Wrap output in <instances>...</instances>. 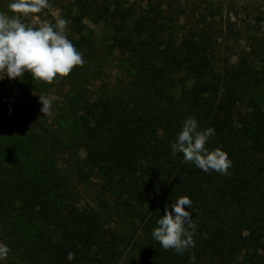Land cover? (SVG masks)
<instances>
[{
    "label": "rangeland",
    "instance_id": "374dc122",
    "mask_svg": "<svg viewBox=\"0 0 264 264\" xmlns=\"http://www.w3.org/2000/svg\"><path fill=\"white\" fill-rule=\"evenodd\" d=\"M11 2L0 0V12L12 15L8 10ZM49 3L50 8L21 17L22 21L38 27L43 21L55 24L57 17L66 19L67 37L83 54L85 63L52 84L38 82L29 73L16 80L0 74V131H5L7 137L14 130L29 135L35 132L44 139L45 152L40 159L53 161L60 195L73 202L76 211L85 208L98 213L110 230L106 243L113 246L112 254L103 264H126L133 260L137 241L142 238L139 233L145 210L142 207L139 211L134 202V208L128 210L125 194L114 196L110 186L101 180V172L99 177L84 182L76 180L74 164L85 157V132L93 126L97 115L96 112L85 114L86 105H95L101 99L121 104L124 109L120 115H129L128 131L146 130L145 117L147 122L159 121V117L144 111L143 105L147 106L144 92L152 107L157 108L159 103L173 107L175 114L168 121L172 131H181L188 117L195 118L187 105L198 96L230 104L239 116L248 112L261 116L264 113V0H125L115 10L114 18L97 8L98 0H49ZM120 19H126L127 30L134 37L135 48L130 54L110 40L113 25ZM196 46L210 60L203 85L198 88L194 87L197 78L188 62L182 61ZM173 55L180 56L182 62ZM215 83H221L216 97L210 90ZM226 83L232 87L229 94L225 93ZM40 96L52 100V115L42 114ZM241 103L246 104L240 106ZM258 119L249 121L253 124ZM252 124L237 126L238 131H251ZM254 129L258 131L256 124ZM165 131L162 124L156 128L159 140L164 142ZM137 135L141 137L142 133ZM0 164L4 165L1 157ZM144 180L149 184L148 191L160 194L148 176ZM1 224L0 221V243L11 249V234H6ZM47 231L55 241L52 231ZM242 235L241 239H247L249 230L245 229ZM240 238L228 245L227 264L229 261L230 264L231 261L232 264L264 263V248H250ZM100 252L102 246H91L88 257L97 254V259L104 262ZM0 264L25 263L11 250Z\"/></svg>",
    "mask_w": 264,
    "mask_h": 264
},
{
    "label": "trees",
    "instance_id": "16d2710c",
    "mask_svg": "<svg viewBox=\"0 0 264 264\" xmlns=\"http://www.w3.org/2000/svg\"><path fill=\"white\" fill-rule=\"evenodd\" d=\"M124 2L98 0L97 8L114 18L115 10ZM127 27L126 19H120L113 25L110 40L130 54L135 43ZM198 47L192 48L187 58L182 60L188 62L197 78L194 83L197 88L203 85L202 79L210 63ZM173 58L181 61L180 56L173 55ZM220 84L210 87L215 97L221 90ZM230 85L226 83L225 93L231 92ZM144 95L146 114L159 117V121L148 122L145 117L144 131H128L129 115H120L124 107L115 101L101 99L95 105H86L85 114L96 112L97 115L93 126L85 132V157L77 159L74 164L77 181L99 177L101 172V180L110 186L114 196L125 194L128 210L134 208L133 202L139 206V211L142 207L145 210L141 219L142 222L145 220L139 233L142 238L137 241L133 260L126 264H192V255L195 256V264H227L228 245L237 242L245 229L249 230V237L248 240L240 238L241 242L249 244L248 247L264 248V113L259 116L248 112L239 116L230 104L216 103L215 98L198 96L189 101L187 106L195 116L198 128L215 129L206 147L209 150L220 148L232 161L228 175H222L215 171L204 172L194 164L184 163L182 153L172 154L171 145L180 133L172 131L168 123L175 111L165 103L152 107L150 98L145 92ZM147 95L151 94L148 92ZM255 118L259 119L252 124L249 119ZM249 122L251 131H238L237 126ZM161 124L166 130L165 142L159 140L156 133ZM255 124L258 131L254 129ZM137 132L142 133L141 137ZM54 140L63 144L58 137ZM43 142L44 139L35 132L29 135L14 130L7 137L5 131H0V157L4 162V165L0 164V221L4 232L11 234V250L25 264L107 262L113 249L106 243L110 230L98 213L85 208L76 211L73 202L69 203L67 197L60 195L53 161L40 159L45 152ZM146 176L160 194L148 191ZM181 196H188L192 201L191 209L186 207L185 210L191 212L196 229L195 247L182 255L164 250L151 234L157 227V219L165 214V207L171 210V205ZM47 229L55 235V241ZM91 246H102L100 255L104 262L97 259V254L93 258L88 257ZM69 252L75 253L74 259H68Z\"/></svg>",
    "mask_w": 264,
    "mask_h": 264
},
{
    "label": "clouds",
    "instance_id": "9594fccd",
    "mask_svg": "<svg viewBox=\"0 0 264 264\" xmlns=\"http://www.w3.org/2000/svg\"><path fill=\"white\" fill-rule=\"evenodd\" d=\"M49 0H12L8 10L12 15L0 12V74L10 80L20 79L29 73L38 82L52 84L57 78H66L76 67L85 63L83 54L67 37L69 21L57 17L55 24L43 21L38 27L29 26L21 17L41 13L50 8ZM43 115H52V100L40 96ZM215 134L214 128L199 130L193 117H188L171 145L172 154H183V162L194 164L204 172L215 171L228 175L232 161L228 154L216 148L209 150L206 145ZM188 196H181L172 205L165 207V214L157 219L152 237L164 250L183 254L195 247V225ZM11 249L0 243V260H6ZM75 258L69 252L68 259ZM195 264V256L190 257Z\"/></svg>",
    "mask_w": 264,
    "mask_h": 264
}]
</instances>
